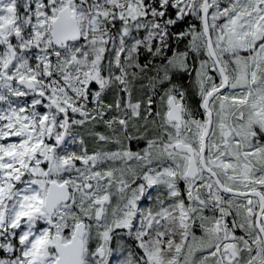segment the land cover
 <instances>
[{
	"label": "snow or ice",
	"instance_id": "6c2138e0",
	"mask_svg": "<svg viewBox=\"0 0 264 264\" xmlns=\"http://www.w3.org/2000/svg\"><path fill=\"white\" fill-rule=\"evenodd\" d=\"M0 264H264V0H0Z\"/></svg>",
	"mask_w": 264,
	"mask_h": 264
},
{
	"label": "trees",
	"instance_id": "16d2710c",
	"mask_svg": "<svg viewBox=\"0 0 264 264\" xmlns=\"http://www.w3.org/2000/svg\"><path fill=\"white\" fill-rule=\"evenodd\" d=\"M135 83H138V81L135 82ZM142 145H144L143 142H141L139 145H137L136 142L133 141V142L131 143V148H132V150H135V149L140 148Z\"/></svg>",
	"mask_w": 264,
	"mask_h": 264
},
{
	"label": "rangeland",
	"instance_id": "374dc122",
	"mask_svg": "<svg viewBox=\"0 0 264 264\" xmlns=\"http://www.w3.org/2000/svg\"><path fill=\"white\" fill-rule=\"evenodd\" d=\"M143 146H144V145H142L140 148H142ZM138 149H139V148H138ZM138 149H135V150H138ZM135 150H134V151H135Z\"/></svg>",
	"mask_w": 264,
	"mask_h": 264
}]
</instances>
